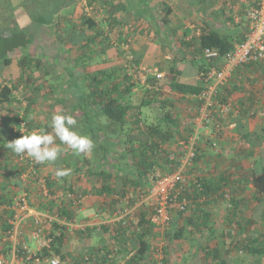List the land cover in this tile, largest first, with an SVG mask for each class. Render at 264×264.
<instances>
[{"label":"trees","instance_id":"1","mask_svg":"<svg viewBox=\"0 0 264 264\" xmlns=\"http://www.w3.org/2000/svg\"><path fill=\"white\" fill-rule=\"evenodd\" d=\"M87 1L90 3L96 0ZM75 3L76 0H0L1 235L9 229L8 220L13 216V210L10 209L11 196L23 189L28 192V202L32 201L28 184L24 186L20 178V174L29 165L22 163L19 156L7 148V143L19 138L22 128L25 129L24 132L33 130L37 122L36 114L42 111L43 103H64L66 98L73 97L75 109L82 112L87 123H90L92 118L95 129H108L105 135H91L90 126L87 128L95 145L92 151L97 167L106 163L105 156L112 152L113 146H117L120 155L125 157L123 162L127 164V168L114 164L113 169L102 168L94 172L96 181L93 183V193L108 199L106 203L103 202L106 206L103 209L104 216L121 214L126 209L133 208L132 216L135 214V218L133 221H117L116 229L100 224L75 230L78 239L85 243V250L76 253L68 249L65 225L56 220L46 225L40 223L42 237L50 240L48 246L38 251V256L57 255L62 264H173V256L179 254L184 264H233L227 256L234 253V264H264L263 157L254 158L250 165L241 163L236 174L235 170L232 171V166V169L213 167L214 174L202 177L195 171V164L207 154L198 146L192 162L194 168L189 167L190 163L183 173L185 178L189 173L194 172L193 175L190 174L191 178H186L182 187L180 183L177 185L181 187L182 196L187 199L185 212L171 211L169 224L162 226L165 233L162 241L158 238L159 227L152 220V207L141 201L152 186L150 175L154 170L166 174L175 171L180 165L185 152L180 140L184 139L183 134L192 128V124L182 125L181 117L184 114L175 116L166 105V100L158 98V95L164 88L192 99V96L199 95L206 87L202 73L213 64L200 57L202 49L208 47L218 50L219 58L215 62L222 63L226 56L245 40L249 32L248 26L242 31L237 28L224 31L209 26L201 28L200 34L196 38L194 36L195 41L190 43L194 47L190 61L182 56L181 59L185 63L182 68L168 67L162 78L150 75L145 78L144 84L147 87L144 84L141 87L136 79L141 72L139 66L144 56L142 50L138 53L130 51L133 53L130 68L122 66L119 70L110 66L94 71L89 69L88 66L97 62H108L109 58L104 57L105 51L113 45L109 37L101 35L102 39L100 38L102 32L99 22L86 16L83 10L78 17L71 12L70 16L61 18V11ZM161 9L165 15L171 10L165 5ZM115 11L116 8L111 13L112 17L115 16ZM139 14L143 12L139 11ZM57 16L60 20L63 19V23L58 22ZM53 38L57 40L56 43ZM99 38L102 40V46H96V51H92V45H96ZM50 39L52 46L58 48L53 58L44 51L43 45ZM124 40L128 42V39ZM182 44L185 45L184 41ZM87 49L90 55L85 53ZM121 52L123 50L120 51L119 58H122ZM68 59L76 64L75 67H79L77 71H67L65 62ZM60 69H65L67 73ZM159 69L163 70L164 67L160 66ZM193 73V77H197L196 80H183V75L189 78ZM44 83L48 86L45 87ZM137 88L144 89L139 100L134 97V94H139L134 91ZM52 90L63 91L65 94L61 98L53 99ZM193 101L195 102V99ZM220 101L227 102L222 96ZM149 107L158 108L160 112L149 117L147 112L143 111ZM5 112L6 115L3 114ZM62 112L69 114L68 110ZM195 114L196 108L190 116L193 118ZM43 121L47 122L46 117ZM213 127H216V123ZM50 129L51 127L45 124V130ZM241 138L245 145L252 148L247 153V158H244L248 162L247 159L255 156L256 149L264 143V126L241 134ZM103 142L112 147L105 146ZM204 145L212 147V142H205ZM215 146L213 149L216 150ZM62 155V159H59L69 165L71 155L63 150ZM212 155L210 158H213ZM87 162L89 161L86 159ZM43 165L33 164L34 170L29 173L31 180L34 179L36 170ZM56 167H60V164ZM54 170L45 175L50 195L59 189L80 196L87 191L78 190L73 186V180H68L67 177L56 180L52 177ZM4 184L11 185L14 193L6 191ZM227 186L230 190L224 189ZM247 186L251 191L248 205L241 206L245 200L235 199L234 192L239 193ZM216 197L229 202L221 222L224 226L219 234L216 233L217 220H212L213 212L206 208L217 199ZM138 202L140 203L135 207ZM32 206L46 211L57 220H73L79 213L72 205L71 199L57 200L51 196H45ZM25 225L20 237L23 243L26 240L25 232L34 228L33 222ZM107 233L110 236L106 238ZM0 251L8 256L10 245H1ZM128 254L130 256L127 258Z\"/></svg>","mask_w":264,"mask_h":264},{"label":"crops","instance_id":"2","mask_svg":"<svg viewBox=\"0 0 264 264\" xmlns=\"http://www.w3.org/2000/svg\"><path fill=\"white\" fill-rule=\"evenodd\" d=\"M158 1L160 3H157ZM249 1L250 0H96L95 2L90 1L89 3L87 0H76L75 4L61 11V18L66 17V15L70 16L71 12H73L75 17H78L83 10L86 16L99 22L102 32L100 34L101 39L103 36L115 39L122 37L123 40L129 38L133 43L131 46H134L136 53L141 50L144 52V56L140 60L139 68L147 66L159 69V67L162 66L164 69H159V71L164 74L166 72L165 69L168 67L175 66L182 68L185 64L183 59H181L182 56L186 57L184 59H191L194 47L190 43L195 41L194 39L200 34L201 28L204 29L209 26L222 31L229 29L234 30L236 28L241 31L244 30V27L248 26L245 18V8ZM164 5L171 9L168 15H165L161 9ZM115 8V16L112 17L111 13ZM136 9L137 11L144 9L146 14H138V12L135 11ZM59 16H57L58 22L63 23V19L60 20ZM110 17L112 19H110ZM4 21H6V19ZM100 38L98 45L95 46L102 44ZM140 38H143L142 45H139V42L135 41V39ZM177 41L178 46L175 44ZM182 41H184L185 45L182 44ZM173 48H176L180 54V59H174V56L171 55L173 52L171 49ZM112 50L113 48L107 49L105 55ZM55 52H58V48L55 49ZM98 63L99 64L94 65L93 69L109 67L108 62ZM197 63H199V61ZM78 68L79 67H68L67 70L70 72ZM194 75L193 73L192 76H188L189 78L183 75L182 78L183 80H196L197 77H193ZM137 90L138 89L134 91L137 92ZM163 91L174 95V98L184 99L182 101L184 104L183 108L188 107L187 110L190 113L195 111L196 103L191 97L171 92L167 88H164ZM220 94L232 104L231 112L227 116L217 118L219 130H216L219 131V133L216 135L214 132H211L210 135H212V137L207 143H209L210 140H214L217 143V148H222L221 146H229V148H231L233 146L231 142L235 139L233 135L238 133L243 135L248 131L257 130L254 129L256 125H245L246 119H260L264 116V65L261 63H252L239 67L232 73L230 78L224 82V85L220 87ZM171 102L173 103L175 101ZM75 105L73 97L70 99L66 98L64 103H55V107L54 104L43 103V108L40 113L43 114V118L46 117L47 122L41 125V123L37 121L33 129L45 130V124L50 126L51 117L54 113H61L62 109H69V114L77 120V124L74 128L80 126V133L89 134L87 131L89 123L84 120L86 118L83 114L76 111ZM49 106H52L51 109L53 113L46 111L45 107ZM174 114L175 116L178 115L176 113ZM258 126L259 129L264 126L261 119L258 122ZM51 131L52 129L47 132ZM203 139L206 140L208 138L203 137ZM56 143L60 144V141L57 139ZM203 144L205 143H202V145ZM66 147V145H61L63 151L69 152ZM61 156H63L62 152L57 161L54 163H45L42 168L37 169L36 175L33 177L35 181L31 180L32 177L28 179L30 201L32 200L29 202V207L33 212L32 217L44 212L42 209H38L32 205H36V202L46 196L44 193L45 191L49 193L46 186L45 175L47 176L49 172L55 169L52 177L59 180L55 176V171L57 169L56 165L60 164V167H66L68 165L59 159ZM80 162L81 161L78 160L76 163H71L72 166H69L70 180H73V186L77 189L81 191H90L94 181H96L94 172L96 170L99 171V169L90 170L89 168H82ZM88 163L89 162L86 164ZM38 174L39 176H37ZM4 189L10 192V194L15 191L11 185L7 184H4ZM84 210H90L91 212L95 211L93 205L85 206ZM129 256L130 254L127 255V258ZM235 256L234 253L228 254L227 259H231L234 264L236 262L233 260Z\"/></svg>","mask_w":264,"mask_h":264},{"label":"built area","instance_id":"3","mask_svg":"<svg viewBox=\"0 0 264 264\" xmlns=\"http://www.w3.org/2000/svg\"><path fill=\"white\" fill-rule=\"evenodd\" d=\"M245 18L247 20L249 32L245 40L238 44L232 53H229L222 63L215 62L219 58V52L215 49L205 47L202 49L200 57L207 63H213L209 69L202 73L206 82L205 89L199 94L192 96L196 103V114L190 121H183L192 124V128L184 134V139L180 140L185 152L180 160V165L171 173L162 174L158 170H154L150 175L152 182L151 188L142 197L141 201L150 205L153 209L152 220L160 226L169 224L172 212H185L187 199L182 196L181 187L184 185L186 178L184 170L193 161L194 152L201 135H207L212 129H218L217 118L224 117L231 110V104L220 101L219 87L232 75V73L241 65L247 63H264V0H250L245 8ZM132 59V56H129ZM150 74L157 78L162 77V73L156 69H148ZM216 123V127L213 124ZM188 126V125H187ZM24 131L25 129L22 128ZM219 130V129H218ZM219 133V131H218ZM216 143H212L215 146ZM19 160L28 164L24 172L20 174V178L24 186L28 184L29 173L33 171L32 158L26 155H20ZM180 183V186H177ZM27 191L21 189L12 197L10 209L13 210L12 218H9L10 227L2 233L0 246L5 242L11 244V258L7 259L5 254L0 251V264H62L59 256L51 255L46 257L38 256V251L42 247L48 246L49 238L42 237V228L40 223L46 225L48 222L56 220L59 224L65 225L68 230L85 229L87 226L100 224H114L120 220H126L132 217V209H126L123 213L115 214V218L103 221L98 212L93 213L87 220L76 222L73 220H57L54 216L47 212L36 214L33 216V230L30 236L36 242V249L31 250L30 247L20 241L23 233V225L32 212L28 205ZM47 197L57 200L71 199L72 205L76 211L80 210V206L85 200V195H76L70 191L55 192L50 195L44 192ZM80 194V193H79ZM140 203V202H139ZM137 203L135 207L139 204ZM22 247V250L20 248ZM21 255H20V253Z\"/></svg>","mask_w":264,"mask_h":264},{"label":"rangeland","instance_id":"4","mask_svg":"<svg viewBox=\"0 0 264 264\" xmlns=\"http://www.w3.org/2000/svg\"><path fill=\"white\" fill-rule=\"evenodd\" d=\"M157 3H160V2L158 1ZM140 10L144 13V15L146 14L144 12V9H140ZM135 11L138 12V14H139V11H137V9ZM5 19H7V18H5ZM232 24H233V22H232ZM222 28H223V26H222ZM53 39H54V41L56 43L57 40L55 38H53ZM109 39H110V42L112 41L111 44L113 46L111 48H113V50L111 52L109 51L108 54L104 55V57H108L109 58V61H108L109 64H108V66L109 67L110 66L117 67V69H119V70L121 69L122 66H124L125 68H130L131 67V61H130L131 58H129V56H133V53L136 51L135 48H134V46H131V45H133V43L130 41L129 38H126V39H128V42L125 41V40H123L122 37L119 38V39H115V38H110L109 37ZM98 41H99V39H98ZM135 41L139 42V45L140 44L142 45L143 38L135 39ZM175 44H176V46H178V41ZM43 45H45L44 46V51H46V53L48 55H50L49 57L53 58V56H55L57 54L55 52V48L52 46L51 39L49 41H45ZM96 45H98V43ZM99 46L101 47L102 44L99 45ZM91 50L92 51H94V50L96 51V46L95 45H92ZM121 50H123V52H121L122 58H119L118 56L120 55L119 53H120ZM131 50H132L133 53L130 52ZM171 50H173V52L171 53V55L174 56V59H180L179 58L180 54L178 53V51L176 50V48H173ZM87 52H88V49L85 50V53L87 55H90V53H87ZM95 59H97V58L95 57ZM70 60L68 59V61L65 62V65H66V67H72V68H74L76 66V64L74 65V63L73 62H70ZM96 64H99V63L97 62ZM88 67H89V69H93L94 68V65L88 66ZM151 68H153V67L142 66L140 68L141 69L140 70L141 72L138 73V76H137V79L136 80L139 82V85L141 87L146 82L145 81V78L148 77V76H150V73H149V70L148 69H151ZM61 70L65 74L67 73L65 71V69H60V71ZM94 70H96V69H93L91 71H94ZM130 72H131V70H130ZM60 81H61V79H60ZM44 85H45V87L48 86L47 83H44ZM140 86H138V87H140ZM144 86H145V84H144ZM137 89H138L137 92L139 94H134V97H136L139 100L140 97H141V95H142L141 92L143 90H140L141 88H137ZM45 91H47V88H46ZM52 91H53L52 92V95H53L52 98L53 99H55L57 97L61 98L65 94V92H63V91L60 92L59 90H52ZM159 97H161V98H163V99L166 100V105L168 106V108H170L172 110V112L178 114L181 111L179 114L180 115H181V113L184 114L181 117L182 122L183 121H190L191 120V117L192 116H190V112L187 110L188 107L183 108L184 107V104L182 103V101L184 99H181V98L177 99L176 97L174 98V95L170 94L169 92L166 93L165 91H163L161 94H159L158 95V98ZM226 100H227V103L228 102L230 103V101H228V99H226ZM171 101H175V102L172 103ZM231 106H232V104H231ZM54 107H55V104H54ZM51 108H52V106L45 107V109H46L47 112L53 113V110ZM63 110H65V109H62V111ZM66 110L69 111V109H66ZM76 111L79 112L80 114H82V112L79 109H76ZM143 111H146L147 112V115L150 117V116H154L155 114L159 113L160 112V109L155 108V107H152V108L149 107L147 109H143ZM230 112H231V110H230ZM3 114L6 115V112L3 113ZM42 115H43L42 113H37L36 114V120H35V121L40 122L41 125L44 124L43 116ZM227 115H229V113ZM250 117H251V115H250ZM260 119H261L262 123H264V116H263V118H260ZM260 119H255V118L246 119L245 120L246 121L245 122V125H248V124L251 125V126H255L256 125L254 129H259L258 122H259ZM84 120L86 121V119H84ZM89 125H90V130H92L91 135L94 134V133L97 134V135L103 133L105 135L106 132H107V130H108L106 128L105 129L104 128H100V129L96 128L95 129V125L93 123V119L92 118H90ZM182 125H183V123H182ZM187 125H189L188 122H187V124H184V126H187ZM80 129H81L80 126L75 127V130H77L78 132H80ZM88 129H89V126H88ZM97 132H99V133H97ZM211 132H214L216 135L218 134V131L217 130L215 131V129H213V131L211 129L210 130V133ZM110 133L113 134V130L112 129H110ZM210 133L207 134V135H203V137H206L208 139L204 140L203 138H200L199 139V142L197 144V147L198 146L199 147H202L205 150V153L207 154V156H205L202 160L198 161L195 164V171L200 176H202V177L205 176V175H212V174H214V172L212 171L213 170V167H218L219 169H223L225 167H230L229 169H232L231 168V166H232L233 167V170L232 171L235 170L234 174H236L237 171H238V169L241 167L240 166L241 163H242V165H245L246 166V165H250L249 163H251L254 158L256 159V158L263 157V159H264V143H263L262 146L260 148L256 149V151L254 152V155L255 156L249 157L247 159V160H249L248 162H246L244 160V158H247V153L249 151H251L252 148H249V147H247L244 144L245 141L241 138L240 133H238L236 135H233L235 137V139H233V141L231 142V144H233V146L231 148H229V146L228 147L221 146L222 148H219V147L217 148L216 147L217 146V143L214 140H210V141L211 142L213 141V142L216 143V146H215L217 148L216 150L213 149V146L211 147L210 145H204V144L202 145V143L207 142L212 137V135H210ZM216 135H214V136H216ZM88 136L91 138L90 134ZM104 145L105 146H111L110 144H107V142H105ZM66 148L69 151L68 152L69 155H71V156H69V159H71L70 164L67 165L66 167L65 166L63 167V168H66V169H68L69 166H72L71 163H76L78 160L81 161L80 163L82 164V168L85 167V168H89L90 170L92 168L93 169H99V170L101 168H105V169H110L111 168V169H113L114 164L115 165H120L121 167L127 168V164L125 162H123L125 160L124 159L125 157L123 158L122 155H120V150L117 148V146H116V148H115V146H113L112 152L110 154H107L105 156L106 163L105 164L102 163L101 165H99L101 168L100 167H97L98 165L96 164V162L94 160V152L93 151L88 152V153L76 154L68 146ZM211 154H213L215 156L212 155L213 158H210V155ZM86 159H87V161H89L88 164H86ZM192 162H191V165L189 166V167H191V169L194 168V166L192 165L193 164ZM193 173H189L186 176V178L187 179L191 178V176H189V175L190 174L193 175ZM69 175L66 176L68 178V180L70 179V176ZM32 181H35V179H32ZM190 188H192L191 187V184H190ZM224 189L225 190H230L229 186H227ZM59 191L62 192V191H64V189H59L57 192H59ZM78 192H80V191H78ZM250 193H251V191H250L249 187L247 186L246 189L244 187V189H242L241 192H239V193H235L234 192L235 195L234 194L233 195H234L235 199H243V200H245L241 204V206H244L245 204L248 205L247 200L249 199ZM84 195H85V200H84L83 204L81 205V208H85V206H88V205H93V209L95 211H92V212L90 210L89 211H87V210L79 211V213L77 215L78 217L76 218V216H75L76 222H80V221L87 220L89 218V216L93 212L100 213V215H101L100 217H102V220L103 221L111 220V219H114L116 217L115 214H113L112 216H108V214L106 216H104L105 213H104V210L103 209H104V207L106 208L105 203H106V201H108V199H106L105 197L99 196V195H95L93 193V190L92 189L90 191L87 190L84 193ZM103 202H105V203L103 204ZM228 204H229V202L226 203L224 200L221 201V199L217 198L216 200L213 201L212 204L210 203L206 207V208H209L213 212V214H212V220H215V219L217 220V224H216V229H217V232L216 233L217 234L220 233V231L222 230V227L224 226V225H221V222L223 221V217L226 214L225 213L226 212L225 209L228 207L227 206ZM80 217H82V218H80ZM134 218H135V214H133L132 217L126 218V221H133ZM29 220H30V218L27 219V222H26V225L25 226H27L29 224ZM116 223L117 222H115L114 224H107L106 223V225L110 229H116L117 228ZM157 225L159 227V229H158L159 230L158 238H159L160 241H162L164 239L163 236L165 235L164 229H162V226H160L159 224H157ZM127 228H128V226H127ZM25 233H26L25 236H26L27 244L33 249L34 248V243L28 237L30 231H27ZM105 235H106L105 236L106 238L110 236L108 233L105 234ZM0 236H1V233H0ZM1 238L2 237H0V240H1ZM67 238H68V240H67V246H68V249L71 252L76 253L79 250H81V251L85 250V243L81 242L78 239L77 232L75 230H68L67 229ZM105 240L107 241V239H105ZM200 240H203V239H200ZM107 242H109V240ZM160 244H162V242H160ZM157 251L158 252L160 251L159 247L157 248ZM8 254H9L8 259H10L11 258V252L8 253ZM113 255H115V254H113ZM196 261H198L197 260V257H196ZM183 262L184 261L182 260V256H180L179 254L173 256V258H172V263L173 264H184ZM185 264H186V262H185ZM197 264H199V263H197Z\"/></svg>","mask_w":264,"mask_h":264},{"label":"clouds","instance_id":"5","mask_svg":"<svg viewBox=\"0 0 264 264\" xmlns=\"http://www.w3.org/2000/svg\"><path fill=\"white\" fill-rule=\"evenodd\" d=\"M150 75L155 76L153 74H150ZM163 76L164 74L162 75V77ZM220 87H219V92H220ZM76 124H77V120L71 114L64 113V112L54 113L50 121V127L52 129L51 132H47L44 129H33L27 132L21 131L22 135L19 138L11 142H8L7 148L11 149V151L17 156L26 155L32 158L33 161L38 164L54 163L55 161H57L58 157L60 156L62 152L61 145L68 146L76 154L91 152L95 146L93 140L88 135L82 134L78 132L77 130H75L74 126ZM201 136H202L201 138H203V135ZM57 139L60 141V144L56 143ZM69 174H70V170L63 168V167H58L55 171V176L58 179L66 177ZM16 194H13L11 196V200H12V197L15 196ZM28 205H29V202H28ZM82 210H84V208H81L80 206L79 211H82ZM93 213H96V212H93ZM31 217L32 215L27 218V219L30 218L29 223H32L33 221L32 219L33 217L32 218ZM28 237L29 239L33 241L34 248L32 249L27 244L26 240L24 241V243H26L30 247L31 250H35L37 246L36 242L34 241V239H32V237L30 236V233ZM5 244L10 245V252H11V248H12L11 244H9L8 242H5ZM8 256H6L7 259H8Z\"/></svg>","mask_w":264,"mask_h":264}]
</instances>
